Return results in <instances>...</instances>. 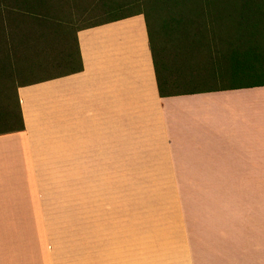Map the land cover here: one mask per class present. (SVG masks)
<instances>
[{"label": "crops", "instance_id": "1", "mask_svg": "<svg viewBox=\"0 0 264 264\" xmlns=\"http://www.w3.org/2000/svg\"><path fill=\"white\" fill-rule=\"evenodd\" d=\"M78 40L84 70L19 87L25 130L0 135V264H55L50 220L104 219L111 187H264V86L161 97L142 14ZM101 231L102 264H141Z\"/></svg>", "mask_w": 264, "mask_h": 264}, {"label": "trees", "instance_id": "2", "mask_svg": "<svg viewBox=\"0 0 264 264\" xmlns=\"http://www.w3.org/2000/svg\"><path fill=\"white\" fill-rule=\"evenodd\" d=\"M253 1L0 0V135L25 130L19 87L84 70L79 31L141 14L161 97L263 87L264 24L253 17L264 0Z\"/></svg>", "mask_w": 264, "mask_h": 264}, {"label": "rangeland", "instance_id": "3", "mask_svg": "<svg viewBox=\"0 0 264 264\" xmlns=\"http://www.w3.org/2000/svg\"><path fill=\"white\" fill-rule=\"evenodd\" d=\"M253 3L259 6L260 2ZM253 19L264 24V13L258 9ZM74 20L78 26L87 24L78 17ZM215 197L218 225L229 223L233 228L230 245L220 231L215 236ZM263 210L264 187H111L110 211L104 219L89 223L83 217V203L78 217L50 220L45 242L54 248L55 264H102V251L96 247L105 227L106 239L111 240L107 254L121 260L136 244L141 264H264ZM69 211L67 204L63 214ZM116 240L121 244L115 249ZM89 243L94 247L89 249Z\"/></svg>", "mask_w": 264, "mask_h": 264}]
</instances>
